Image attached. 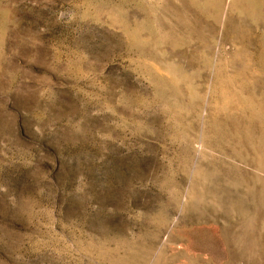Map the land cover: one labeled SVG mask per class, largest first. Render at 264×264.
Here are the masks:
<instances>
[{"label":"rangeland","instance_id":"1","mask_svg":"<svg viewBox=\"0 0 264 264\" xmlns=\"http://www.w3.org/2000/svg\"><path fill=\"white\" fill-rule=\"evenodd\" d=\"M0 264H264V0H0Z\"/></svg>","mask_w":264,"mask_h":264}]
</instances>
